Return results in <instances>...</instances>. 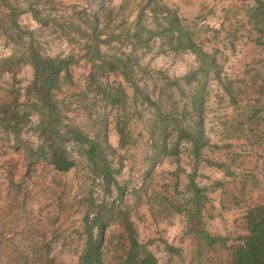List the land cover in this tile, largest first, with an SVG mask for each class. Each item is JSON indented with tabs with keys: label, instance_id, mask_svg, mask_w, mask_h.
I'll use <instances>...</instances> for the list:
<instances>
[{
	"label": "trees",
	"instance_id": "obj_1",
	"mask_svg": "<svg viewBox=\"0 0 264 264\" xmlns=\"http://www.w3.org/2000/svg\"><path fill=\"white\" fill-rule=\"evenodd\" d=\"M0 1L6 7L0 13V36L15 47L10 57L0 59V74L12 76L0 101V140L23 151L28 168L45 163L57 172H68L79 157L91 175V189L82 198L84 247L75 264H160L150 249L154 240H141L133 220L132 212L143 205L153 220L184 218V234L197 245V264H204L207 251L222 253L220 264H264V156L259 158L261 179L252 173L238 180L228 163L205 155L207 149L232 148L212 142L211 133L219 124L208 121L213 97L219 106L226 102L237 113L229 127L220 123L229 131L226 139L251 134L258 136L252 140L255 143L264 136V55L248 63L241 78H232L219 49L202 45L195 27L162 0H141L135 19L117 24L112 0H88L80 24L44 15L47 3L42 0H26L25 8ZM245 11L255 34L253 42L264 49V0H253ZM21 12L41 25L80 34L83 58L90 65L82 90L60 98L65 88L76 86L71 68L78 60L74 55L42 54L35 31L20 25ZM153 52H190L196 65L171 77L143 64ZM22 66L33 69L24 86L15 71ZM75 109L85 111L91 132L69 116ZM136 125L142 131L136 132ZM112 130L118 135V147L110 142ZM143 135V177L135 184L133 169L125 177L124 168ZM184 154L192 165L190 172L181 164ZM166 159L176 168L167 173V183H156L155 167ZM201 163L223 170L235 186L223 181L202 184ZM257 188L262 195L252 200ZM215 193L220 194L222 210L244 208L240 221L245 234L238 243L230 244V238L208 228ZM161 241L171 257L181 254L180 248Z\"/></svg>",
	"mask_w": 264,
	"mask_h": 264
},
{
	"label": "rangeland",
	"instance_id": "obj_2",
	"mask_svg": "<svg viewBox=\"0 0 264 264\" xmlns=\"http://www.w3.org/2000/svg\"><path fill=\"white\" fill-rule=\"evenodd\" d=\"M25 8L26 0H4ZM47 3L43 8L44 15L51 18L67 20L73 24L84 22L82 14L88 0H42ZM170 6L184 4L191 8V16L184 17L198 31L197 37L208 50L219 49L218 55L225 60L226 72L232 78H241L245 66L255 58L264 55V49L257 46L253 39L255 34L248 24L245 6L253 0H206L204 8L193 2L185 4V0H162ZM0 1V13L6 12V7ZM141 0H112L115 7V24L119 20L133 21L137 15ZM97 8V7H95ZM188 14V12H187ZM206 18V19H205ZM4 18H2L3 20ZM18 21L23 28L35 31L37 47L47 56H76L78 62L72 66L71 73L76 86L67 87L59 94L65 95L82 90L85 77L90 72V65L83 58V41L78 32L61 30L53 25L44 26L32 19L28 13L21 12ZM223 22V23H222ZM85 28V25H82ZM26 40V39H25ZM14 46L0 36V59L10 57ZM143 64L155 70H162L169 76H181L195 67V56L185 54H156L147 55ZM19 71L17 79L24 86L32 79L33 69L30 66L16 68ZM12 83V76L0 74V101L5 96V88ZM209 106L208 121L219 122L211 133L212 142L232 144L226 150L207 149L205 155L230 165L231 171L239 180L244 174H255L261 179L262 160L264 156V136L253 143L257 137L251 134L247 137L226 139L223 125L220 123L233 118L237 113L232 106L225 102L219 106L214 97ZM69 116L86 131L91 132L90 121L81 109L70 111ZM212 128V127H211ZM136 132L142 131L141 125L134 127ZM130 152L124 168V176L128 177L133 169L132 178L135 184L142 181L145 154L144 141ZM117 138V139H116ZM110 141L117 146L118 135L110 132ZM232 153V154H231ZM236 159V160H234ZM77 165L68 172H57L45 163H36L28 168V161L23 151H15L3 139L0 140V264H75L84 247L83 230L84 207L82 198L92 186L91 175L87 164L76 157ZM234 160V161H233ZM182 166L190 172L192 165L186 154L181 160ZM176 164L171 159L164 160L155 167L156 183H167L168 172L175 170ZM198 180L205 184L208 181H223L230 188L236 182L226 176L223 170L201 163L198 168ZM238 183V182H237ZM219 193L212 194L213 202L218 204ZM262 190L253 191V198L258 199ZM129 203L131 204L132 202ZM211 205L209 204V208ZM212 210L213 216H207L208 228L215 234L230 238V244L238 243V238L245 234L240 218L244 208L235 207L232 210H221L220 205ZM133 220L139 237L143 241L154 240L150 249L155 252L160 264H197V245L194 240L184 234L185 221L182 216H172L153 220L148 207L143 205L132 212ZM210 215V214H209ZM164 242L180 248L181 254L171 257L165 251ZM222 253L206 252L204 264H220L224 258ZM224 262V261H223Z\"/></svg>",
	"mask_w": 264,
	"mask_h": 264
},
{
	"label": "crops",
	"instance_id": "obj_3",
	"mask_svg": "<svg viewBox=\"0 0 264 264\" xmlns=\"http://www.w3.org/2000/svg\"><path fill=\"white\" fill-rule=\"evenodd\" d=\"M191 2H193V3H197V4H201L202 6H203V8H204V5H205V3H206V0H185V4H189V3H191ZM196 4V5H197ZM173 7H175V8H178V11H180L183 15H184V17H186V16H191V8H189L187 5H184L183 3L182 4H176V5H174ZM187 12H188V14H187ZM247 16V15H246ZM248 18V17H247ZM206 19V18H205ZM223 23V22H222ZM248 24H249V19H248ZM250 25V24H249ZM251 62V61H250ZM249 62V63H250ZM244 70V69H243ZM243 72V71H242ZM226 103V102H225ZM227 105H228V103H226ZM228 106H230V105H228ZM236 116V115H235ZM235 116L233 117V118H230V117H227V120L226 121H224V122H226L227 124H226V126L227 127H229L231 124H232V122L234 121V119H235ZM225 126V125H224ZM224 126H223V134H224V136H227V134H228V130L227 129H224ZM113 132H115L116 133V131L115 130H113ZM117 134V133H116ZM240 137H243V136H240ZM236 138H239V136H236V137H231V138H229V139H236ZM117 139V138H116ZM111 142V141H110ZM112 144V143H111ZM114 147H118V141H117V146H115L114 144H112ZM232 145V144H231ZM213 204H214V206H215V209L217 208V206L216 205H220V209H221V204H220V197H219V202H218V204H216L215 205V203L213 202ZM232 209H235V207H233V208H230L229 210H232ZM222 210V209H221ZM180 216V215H179Z\"/></svg>",
	"mask_w": 264,
	"mask_h": 264
}]
</instances>
